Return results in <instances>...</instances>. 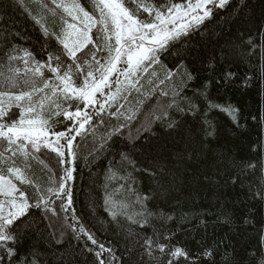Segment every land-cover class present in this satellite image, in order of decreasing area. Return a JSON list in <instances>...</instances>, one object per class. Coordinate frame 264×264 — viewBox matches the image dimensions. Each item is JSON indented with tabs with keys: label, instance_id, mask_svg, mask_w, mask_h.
Listing matches in <instances>:
<instances>
[{
	"label": "snow or ice",
	"instance_id": "6c2138e0",
	"mask_svg": "<svg viewBox=\"0 0 264 264\" xmlns=\"http://www.w3.org/2000/svg\"><path fill=\"white\" fill-rule=\"evenodd\" d=\"M249 8L250 0H0V264H53L44 256L56 258L53 249L63 247L69 231L85 241L97 264H145L144 256L148 264H198L217 254L215 246L193 254L173 243L175 232L146 230L154 220L162 227L173 220L154 202L161 192L177 190L179 166L192 159L187 148L169 147L184 121L198 119L208 137L216 131L211 112L241 126L239 108L209 97L210 82L187 94L197 77L181 49L221 11L251 22ZM10 10H19L39 31V52L17 42L26 34ZM254 31L246 29L238 39L248 57L259 60L264 78V22ZM226 45L221 59L236 53L231 41ZM165 55L174 58V67L164 63ZM259 121L264 124V105ZM101 156L107 161L98 185L103 195L88 208L93 219L98 207L111 221L123 218L127 236L137 237L125 249L127 259L100 242L75 207L77 162ZM259 168L264 173V163ZM248 169L257 164L242 170ZM253 197L264 200V176ZM225 222H232L230 214ZM244 222L256 228V221ZM256 231L259 244L249 257L251 264H264V225ZM30 239L36 242L21 255ZM232 259L226 252L224 264ZM65 260L59 255L55 264ZM67 264H73L70 256Z\"/></svg>",
	"mask_w": 264,
	"mask_h": 264
},
{
	"label": "trees",
	"instance_id": "16d2710c",
	"mask_svg": "<svg viewBox=\"0 0 264 264\" xmlns=\"http://www.w3.org/2000/svg\"><path fill=\"white\" fill-rule=\"evenodd\" d=\"M9 15L19 22V30L26 34L25 39L17 42L39 52L40 33L33 30L32 22L19 10H10ZM247 15L252 17L251 22L237 21L227 11H221L219 17L193 32L181 49L187 54L185 65L197 77L189 83L187 94L191 96L192 90L207 81L210 82L208 94L211 99L219 103L229 102L240 109V127L233 125L225 114L214 111L209 113V118L216 126L215 135L206 136L200 121L190 118L184 121L175 140H169L173 152L187 148L193 155L191 160L179 166L177 190L170 195L161 192L154 202L156 209L172 215L173 220L165 221L163 227L159 220H154L146 234L151 235L154 230L175 232L173 243L186 246L193 254H198L203 247L215 246L217 254L213 258H202L198 264H224L226 252L233 257L231 264H251L249 253L259 244L256 228L264 225V200L253 197L264 176L259 168L264 163V124L259 121L260 109L264 105V78L258 70L259 60L249 58L238 39L249 28L253 29L255 35V27L264 22V0H250ZM226 41L236 46V53L221 59ZM162 59L169 67H174L172 56L165 55ZM227 72L234 75L225 81L223 76ZM253 116L257 120L254 121ZM247 163H256L257 169L242 170ZM77 164V214L95 232L100 242L113 247L117 257L127 259L125 249L131 247L137 237L127 236V224L123 218H120V223L111 221L104 209L98 207L96 219H93L88 208L90 200L103 195L98 185L103 183L106 159L101 156L91 163L80 159ZM236 177L238 180L233 182ZM118 184L114 182L111 187ZM148 184L149 181L144 179L142 189H146ZM122 196L123 193H117V198ZM99 203L102 204V199ZM229 214L232 222L226 223L225 216ZM246 219L256 221V228L245 224ZM136 232H140V229L133 228V233ZM35 242L30 239L24 243L21 255ZM84 243L69 231L63 237V247L53 249L57 251V257L53 258L48 253L44 259H51L55 264L59 255H65V264L68 256L73 264H97L94 254L84 250ZM47 247L45 242L40 251ZM144 260L148 264L147 256H144ZM181 264L185 262L181 261Z\"/></svg>",
	"mask_w": 264,
	"mask_h": 264
}]
</instances>
